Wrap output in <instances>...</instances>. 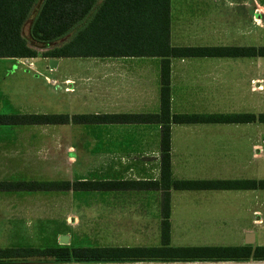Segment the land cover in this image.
I'll list each match as a JSON object with an SVG mask.
<instances>
[{
	"label": "crops",
	"instance_id": "obj_1",
	"mask_svg": "<svg viewBox=\"0 0 264 264\" xmlns=\"http://www.w3.org/2000/svg\"><path fill=\"white\" fill-rule=\"evenodd\" d=\"M252 24L256 29H251ZM248 38H252L256 44H244L249 41ZM182 40L197 44L180 45ZM209 42L220 44H207ZM263 42L264 0H169L171 46L257 48L264 46ZM38 56L42 60L36 64L30 60L34 57L0 58V114L3 113V104L10 109L5 114L103 116L159 111V57H73L87 59L75 62L79 71L69 75L62 73L56 79L54 75L60 59L68 57ZM258 58L264 59V56L170 57V114L256 115L264 112L258 109ZM38 69L51 75L43 76L47 85L45 94L53 104L51 110L43 109L35 102H22L20 105L12 102L15 94L23 98L30 95L36 99L45 95L38 79ZM67 93L81 100L78 110L67 112ZM258 124L263 122H170V178L254 179L257 160L264 158V127L260 128ZM159 129L160 125L157 123L98 121L0 124V181H12V178H17L14 181L58 182L82 179L157 180ZM67 162L74 166L75 178L65 177ZM214 190L255 189H170L169 244L172 236L171 192ZM66 191L72 190L35 192L64 194ZM8 192L20 191L1 193ZM88 192L100 196L105 194L107 197L127 193L131 198L121 204L129 205L130 210L134 209L133 206L140 207L137 208L140 210L141 207H155L159 226V190ZM106 204L116 206L119 200L107 199ZM254 212L257 211L253 210ZM256 221L257 218L253 219V222ZM253 243L248 245L254 246ZM245 244L247 243L242 242L234 245Z\"/></svg>",
	"mask_w": 264,
	"mask_h": 264
},
{
	"label": "trees",
	"instance_id": "obj_2",
	"mask_svg": "<svg viewBox=\"0 0 264 264\" xmlns=\"http://www.w3.org/2000/svg\"><path fill=\"white\" fill-rule=\"evenodd\" d=\"M28 39L21 28L29 15ZM41 56L159 57V111L150 114H0V124L58 122L157 123V180L0 181V191L159 190V244L92 246H0V263L77 261H228L264 260V245L169 244V190L264 189V179L172 180L169 167V123L263 122L264 112L234 114H170V57L264 56V46H171L169 0H0V58Z\"/></svg>",
	"mask_w": 264,
	"mask_h": 264
},
{
	"label": "rangeland",
	"instance_id": "obj_3",
	"mask_svg": "<svg viewBox=\"0 0 264 264\" xmlns=\"http://www.w3.org/2000/svg\"><path fill=\"white\" fill-rule=\"evenodd\" d=\"M32 12L21 28L24 38L28 39V27ZM229 14V13H228ZM237 21V20H235ZM247 26H249L247 24ZM251 29H256L252 24ZM249 28V27H248ZM253 38V37H252ZM248 38L244 44H256ZM212 42V41H211ZM243 43V42H241ZM180 45H194L193 41L182 40ZM220 44V43H207ZM264 44V42L262 43ZM37 56L31 58L33 63L40 62L38 55L45 48L34 47ZM48 58V57H46ZM87 58H61L54 77L62 73L74 74L80 69L75 62ZM245 69V68H244ZM2 70V69H0ZM248 70V68L246 69ZM38 79L47 93L43 76L49 75L38 69ZM258 71V109L264 110V59H257ZM50 88V87H49ZM14 104L37 103L39 107L51 110L53 104L47 95L31 97L13 95ZM81 100L67 93V112L78 110ZM51 108V109H50ZM10 110L3 104V113ZM260 128L263 124H258ZM69 136V132H67ZM68 138V137H67ZM68 161V160H67ZM257 172L254 179L264 178V158L257 160ZM67 179L74 177V166L66 165ZM17 180L12 178V181ZM127 193H118L107 197L88 191L63 192H0V246L29 245H157L159 244L158 211L155 207L146 208L122 205L130 199ZM107 199L119 200L116 206L107 205ZM172 222L170 245H234L245 242L246 231H251L253 245H264V190L252 191H172ZM151 201V199L149 200ZM253 210L257 212L253 213ZM257 218L256 222L253 219ZM68 237L66 244L58 242V236ZM250 238V237H248ZM0 264H264V260H228V261H115V262H77V261H42V262H7Z\"/></svg>",
	"mask_w": 264,
	"mask_h": 264
},
{
	"label": "water",
	"instance_id": "obj_4",
	"mask_svg": "<svg viewBox=\"0 0 264 264\" xmlns=\"http://www.w3.org/2000/svg\"><path fill=\"white\" fill-rule=\"evenodd\" d=\"M55 59H51V61H54ZM245 243L249 244V243H252V242H249V240H252L253 239V235L251 232H247L246 235H245ZM250 237V238H248ZM67 240H68V237L67 235L65 234H61L58 236V242L61 243V244H66L67 243Z\"/></svg>",
	"mask_w": 264,
	"mask_h": 264
}]
</instances>
